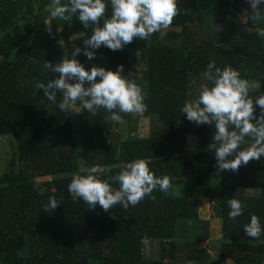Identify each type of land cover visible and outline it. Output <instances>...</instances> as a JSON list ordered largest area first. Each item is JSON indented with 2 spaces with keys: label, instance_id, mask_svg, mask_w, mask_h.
<instances>
[{
  "label": "trees",
  "instance_id": "1",
  "mask_svg": "<svg viewBox=\"0 0 264 264\" xmlns=\"http://www.w3.org/2000/svg\"><path fill=\"white\" fill-rule=\"evenodd\" d=\"M104 2V18H110V0ZM49 3L0 0V139L10 138L13 149L0 174V264H186L201 258L209 264L227 259L233 264H264V234L257 240L244 232L255 214L264 233V156L241 165L238 173L217 174L215 151L207 150L214 129L197 126L181 111L189 81L199 84L212 61L256 81L259 89L249 92L253 99L264 93V38L257 35L264 20H246L251 32L242 37L230 36L225 29L213 32L225 17H237L244 10L250 15L248 0H177L179 13L164 36L158 31L147 39L137 37L115 52L104 46L89 49L95 51L93 60L83 52L76 56L86 70L97 66L116 71L123 65L124 78L147 92L143 116L121 113L130 122L127 129L111 121L105 109L88 112L79 102L80 113L68 115L58 107L59 93L53 104L34 88L36 81L47 84L57 76L41 67L45 60L59 63L65 53L73 58L76 47L83 49L84 39L92 34L77 16L71 26L51 19L44 12ZM48 22L54 37L47 32ZM255 115H260L258 106ZM141 117L158 119L161 126L152 122L149 135L141 138ZM188 136L196 140L193 151L186 148ZM136 159L146 160L156 177L170 178L167 193L157 187L155 199L145 197L127 210L117 204L108 212L72 200L68 184L73 173L93 174L118 189L110 176ZM42 178L50 180L37 186ZM50 196L61 205L45 213ZM232 198L245 206L235 221L228 217L227 201ZM202 199L213 203L222 221L215 258L201 248L210 241L209 222L198 216ZM147 240L160 242L159 256L147 257Z\"/></svg>",
  "mask_w": 264,
  "mask_h": 264
},
{
  "label": "clouds",
  "instance_id": "2",
  "mask_svg": "<svg viewBox=\"0 0 264 264\" xmlns=\"http://www.w3.org/2000/svg\"><path fill=\"white\" fill-rule=\"evenodd\" d=\"M110 3V18H104V0H67V3L51 0L45 6L44 12L50 14L51 19L64 21L71 26L73 17L77 16L83 27L90 28L92 34L84 39L83 49L76 47L73 58L66 55L59 63L45 60L41 67L57 76L47 84L36 81L34 88L42 90L44 97L53 104L57 103L59 93L62 99L58 107L68 115L80 113L77 108L79 102L88 112L103 108L111 114L108 117L111 121L123 124L121 113L143 116L148 110V105L144 103L147 92L135 81L124 78L121 74L124 72L123 65H119L116 71L97 66L86 70L76 56L83 52L88 60H93L95 51L89 49L104 46L115 52L131 44L137 37L147 39L161 29H168L178 15L179 8L177 0H110ZM248 3L251 14L246 10L242 22L248 19L253 22L264 20V8L261 7L264 0H248ZM257 35L264 38V28L258 29ZM203 80L210 82L211 86L205 82L198 84L196 79L189 81L191 98L182 104L181 111L186 114L188 121L197 126L206 124L214 129L207 150L215 151L217 174L223 171L238 173L241 165L264 156V93L253 99L249 92L258 90L260 85L256 81L241 78L240 72L231 66L223 70L216 67L215 61L207 65ZM192 89H195V95H192ZM257 106L260 109L258 117L255 115ZM241 145L247 146L241 148ZM96 171V168L91 170L92 173ZM110 180L119 185L118 189L93 174L73 173L68 191L74 202L83 200L89 209L99 205L108 212L117 204L127 210L145 197L155 199L152 193L157 187L164 193L172 187L170 178L156 177L144 159L128 162L117 174L110 176ZM227 204L230 220L235 221L245 210L238 199H229ZM60 205V201L50 196L48 203L43 206V212H53ZM244 232L257 240L264 234L257 215H251L250 223L244 225Z\"/></svg>",
  "mask_w": 264,
  "mask_h": 264
},
{
  "label": "rangeland",
  "instance_id": "3",
  "mask_svg": "<svg viewBox=\"0 0 264 264\" xmlns=\"http://www.w3.org/2000/svg\"><path fill=\"white\" fill-rule=\"evenodd\" d=\"M228 2H232L233 0H227ZM245 13V10L242 12L237 17L233 16H228L225 17L224 20L222 21V24L217 28L215 27L213 32L216 34L220 33V30L225 29V32L234 37H242L245 36L246 34L250 33L251 30L247 29L245 27V22H242V16ZM172 28L168 29H161L160 34L164 36L167 34L169 30ZM61 47L63 50H65V45H64V40H61ZM67 55L65 53L64 57ZM138 75H141V72H138ZM199 82H204L203 76H200ZM206 83V82H205ZM254 91V90H250ZM192 95H195V93H192ZM191 97L189 96L188 99ZM152 120L149 118H139L138 119V127H139V132L138 135L141 138L147 137L149 135V130L150 126H152ZM130 123V122H129ZM129 123L127 120H124L123 124H120L121 128H129ZM153 123H156V127L161 126V122L158 119H155ZM186 148L188 151H193L196 148V140L194 136H188L186 140ZM13 149L10 145V138H2L0 139V174L6 170V166L8 165L10 155L12 153ZM50 178H42V179H37L36 183L37 186H40V184L44 181H48ZM243 195H253V191H243ZM214 205L211 203L208 199H202L199 201L198 205V216L201 220L208 221L209 222V234H210V241L203 243L201 245V248H203L204 252L209 251V256L211 258H215L217 256L216 250L219 245V241L221 240L222 237V221L221 219H218L215 215L214 212ZM210 242V243H209ZM146 243V248H145V253L147 257H157L159 256V247H160V242L159 241H145ZM207 249V250H206ZM203 252V253H204ZM186 264H209L208 259L206 258H201L200 262L196 263H186ZM223 264H233L231 260H224Z\"/></svg>",
  "mask_w": 264,
  "mask_h": 264
},
{
  "label": "built area",
  "instance_id": "4",
  "mask_svg": "<svg viewBox=\"0 0 264 264\" xmlns=\"http://www.w3.org/2000/svg\"><path fill=\"white\" fill-rule=\"evenodd\" d=\"M47 25H48V26H47V32H48V34H49L51 37H54L55 34H54V30H53V27H52L51 23L48 22Z\"/></svg>",
  "mask_w": 264,
  "mask_h": 264
}]
</instances>
